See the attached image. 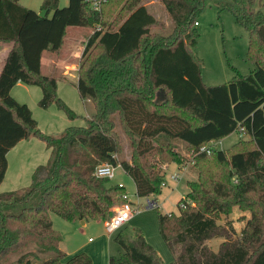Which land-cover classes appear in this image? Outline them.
Here are the masks:
<instances>
[{
    "label": "trees",
    "instance_id": "1",
    "mask_svg": "<svg viewBox=\"0 0 264 264\" xmlns=\"http://www.w3.org/2000/svg\"><path fill=\"white\" fill-rule=\"evenodd\" d=\"M145 1L104 0L92 10L88 0H69L62 9L58 0H43L46 16L40 17L19 0H0V43L11 44L0 72V185L6 155L20 141L36 138L49 150L27 188L0 194V264H92L84 253L68 258L60 250L51 214L68 222H104L128 202L124 187L93 175L101 164L120 166L136 195L156 202L166 167L181 168L186 154L196 179L186 182L177 215L158 213V231L173 258L169 264H264V11L253 9L258 0H223L248 34L253 70L209 87L192 53L205 0H158L171 27ZM70 27L92 30L76 88L93 113L84 127L53 137L38 129L30 109L10 91L17 83L36 86L39 108L55 105L76 119L57 97L56 78L41 73L42 54L60 58ZM117 129L131 140L130 162L115 158ZM233 133L250 142H236L227 152L212 145ZM202 147L207 149L200 152ZM234 208L250 214L239 235L230 222L217 223ZM213 238L223 239L217 252L207 245ZM113 241L120 251L108 264H161L140 230L120 231Z\"/></svg>",
    "mask_w": 264,
    "mask_h": 264
},
{
    "label": "rangeland",
    "instance_id": "2",
    "mask_svg": "<svg viewBox=\"0 0 264 264\" xmlns=\"http://www.w3.org/2000/svg\"><path fill=\"white\" fill-rule=\"evenodd\" d=\"M19 2L20 5L37 12V14L41 12L43 0H19ZM68 2L69 0H58V7L60 9L65 8L68 6ZM224 2L223 0H205L204 10L197 17L198 24L195 27L198 39L192 53L200 62L202 83L209 87L227 84L236 74L247 76L253 70V66L247 60L248 34L236 23L232 14L222 7ZM145 5L155 18L164 21L171 27L168 14L158 0H146ZM253 9L264 11V0H258ZM51 15L50 13L48 17L50 18ZM168 32L166 31V33ZM91 33L92 30L88 28L70 27L61 50L63 60L75 64L78 68L84 44ZM72 53H78V55L80 53L79 58H72ZM43 57L42 75L56 78L58 81L57 97L75 113L76 119L69 120L55 105L47 110L39 108L37 102L41 98V92L38 88H31L30 92L27 93L18 89L14 90L13 95L15 98L13 99L30 108L33 119L37 122V127L43 134L57 137L68 127H84L86 119L93 113V105L91 102H84L80 99L76 88V72L67 76H63L59 72H53L45 63V59H53L52 55L49 52H44ZM117 133L120 140V154L116 155L115 158L130 162L131 140L121 129H117ZM34 141L37 144L30 151L27 149L11 154L7 180L2 184L1 192L4 188H8L10 179L15 176L18 170L19 162L23 163L25 176L18 181L20 185L15 186H24L22 188L28 187V175L33 168L47 163L49 152L45 144L40 140L35 139ZM236 142L244 145L250 142V138L247 135L239 136L237 133H233L212 145L218 150L227 152ZM175 147L179 148V143H176ZM184 157L185 161L180 169L185 170L183 174L174 164L169 165L166 169L165 185L163 188L161 187V194L156 198L157 208L151 209L147 208V201H155V198H139L136 195L132 179L120 167L116 168L114 178L109 180V184L113 185L119 182L125 187L127 199L132 204L134 214L120 230L112 235L106 232L102 221L88 220L85 225H82V221L68 222L51 214L53 229L62 238L59 245L60 250L68 255L84 253L90 257L91 261L92 258L95 260L94 264H106L100 261L99 258L102 254L101 247L103 246L106 249L108 256H117L120 248L113 241L115 235L120 231H123L126 235H131L137 229L141 231L146 242L154 249L161 264L171 263L172 255L158 231V213L177 215V204L188 192L186 182L196 179L195 171L188 163V160L192 157L190 154H186ZM176 175L178 181L172 180V177ZM114 209L112 212H114ZM249 218L250 214L248 212H242L234 208L227 217H222L217 223L218 225H224L227 221L230 222L235 234L239 235ZM89 239L92 242H89ZM221 242H223L222 238H213L207 242V245L212 251L217 252ZM45 255L47 254L43 256ZM17 257L18 255H14L13 258L16 259Z\"/></svg>",
    "mask_w": 264,
    "mask_h": 264
},
{
    "label": "crops",
    "instance_id": "3",
    "mask_svg": "<svg viewBox=\"0 0 264 264\" xmlns=\"http://www.w3.org/2000/svg\"><path fill=\"white\" fill-rule=\"evenodd\" d=\"M68 31V30H67ZM65 39V38H64ZM64 44V43H63ZM11 48V44H5V43H0V72L2 70V67H3V64L5 62V59H6V56L9 52ZM63 48V47H62ZM62 50V49H61ZM44 54V53H43ZM43 54H42V57H41V67L44 63V57H43ZM52 55V54H51ZM80 56V53L78 55V53H72V58H76L78 59ZM53 59L49 60V59H45V63H46V66L48 68H50V70H52L53 72H59V74H62L63 76H67L69 75L70 73H73V72H76L77 73V67L75 64L73 63H70L69 61H64L63 60V57L61 55V51H60V55L58 58L57 55H52ZM72 60V59H71ZM42 73V72H41ZM31 88H38L36 86H27V85H24L22 83H17L13 88L12 90L10 91V95L12 98H15L14 95H13V91L14 90H20V91H23V92H30L29 90ZM40 89V88H38ZM57 91H58V81H57ZM40 92H41V89H40ZM41 96H42V92H41ZM41 99V98H40ZM15 100V99H14ZM18 101V100H17ZM19 103V101H18ZM37 105H38V102H37ZM27 106V105H26ZM28 107V106H27ZM51 107V106H50ZM49 107V108H50ZM29 108V107H28ZM48 108V109H49ZM30 109V108H29ZM31 111V110H30ZM32 113V111H31ZM32 117H33V114H32ZM36 138H30L28 140H23V141H20L14 148H12L6 155V160H7V170H6V174H5V178H4V181L2 182V184L7 180V172H8V169H9V166H10V156L11 154L15 153V152H19L21 150H31L33 146H35L37 143L34 141ZM225 139V138H224ZM38 140V139H36ZM223 140V139H222ZM220 140V141H222ZM219 141V142H220ZM47 149V148H46ZM49 152V150H47ZM48 158H49V154H48ZM19 166H18V170L16 171L15 173V176L10 179L9 183H8V188H4V190H2L3 192H1L0 190V194L1 193H5V192H10V191H18V190H22V189H25V188H22L24 186H15L18 184V181L21 180V178L23 176H25V171L23 170V163L22 162H19ZM38 166H41V165H38ZM34 167L33 170L30 172V174L28 175V182L29 184L27 186L30 185V182H31V175L32 173L34 172V170L38 167ZM169 166L166 167V169L168 168ZM177 167V166H176ZM165 169V171H166ZM177 169L180 171V173H184L185 170H180L181 168L177 167ZM2 184L0 185V189L2 188ZM119 184V182L113 184V185H117ZM20 185V184H18ZM26 186V187H27ZM124 187V186H123ZM125 188V187H124ZM150 198H153V196H150ZM86 222H82V225H85ZM89 242H92L91 239H89ZM102 248V254H100V261H103L105 262L106 264H108V259L110 256H108V253L106 251V249L103 248V246L101 247ZM62 251V250H61ZM63 252V251H62ZM64 253V252H63ZM88 253H91V252H88ZM66 254V253H64ZM79 254V253H78ZM76 255V254H74ZM74 255H68L66 254V256L69 258V257H72ZM95 259V258H94ZM92 261H93V264L95 263V260H93L92 258Z\"/></svg>",
    "mask_w": 264,
    "mask_h": 264
},
{
    "label": "built area",
    "instance_id": "4",
    "mask_svg": "<svg viewBox=\"0 0 264 264\" xmlns=\"http://www.w3.org/2000/svg\"><path fill=\"white\" fill-rule=\"evenodd\" d=\"M104 0H88V2H90L91 4V9L92 10H99L100 4L103 2ZM198 23H195V27L197 26ZM100 27H97L96 30H99ZM207 148L202 147L200 149V152L205 151ZM117 167L120 166H113L111 164H102L97 166L94 169L93 175L96 178L99 179H107V180H111L114 178L115 175V170ZM172 180L174 181H178V176H173ZM165 185V183L162 184V187ZM118 187H123V185L118 184ZM147 208H157V203L155 201H151L148 200L147 201ZM137 212V211H136ZM134 211L132 209V204L130 202H126L120 206L115 207L113 215L104 221V228L106 230V232L109 235H112L113 233L117 232L118 230H120L125 223H127L129 221V219L133 216Z\"/></svg>",
    "mask_w": 264,
    "mask_h": 264
},
{
    "label": "water",
    "instance_id": "5",
    "mask_svg": "<svg viewBox=\"0 0 264 264\" xmlns=\"http://www.w3.org/2000/svg\"><path fill=\"white\" fill-rule=\"evenodd\" d=\"M38 15L40 17H45L46 16V11H41ZM157 264H159V263H157Z\"/></svg>",
    "mask_w": 264,
    "mask_h": 264
}]
</instances>
